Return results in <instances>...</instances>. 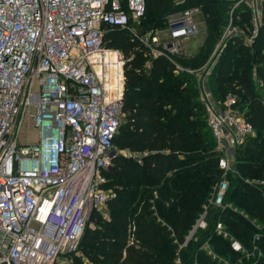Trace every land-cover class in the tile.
I'll return each mask as SVG.
<instances>
[{"label": "built area", "instance_id": "built-area-1", "mask_svg": "<svg viewBox=\"0 0 264 264\" xmlns=\"http://www.w3.org/2000/svg\"><path fill=\"white\" fill-rule=\"evenodd\" d=\"M225 1L233 5L231 13L247 6L260 24L264 0ZM145 13V0H0V264H55L78 252L93 212L108 216L105 173L113 169L114 140L124 116L126 64L121 50L106 45L114 29L128 31L152 58H167L177 73L194 76L222 153L221 180L179 250L212 222L213 232L239 254L235 262L221 260L207 240L201 249L212 260L260 264L263 254L254 242L261 234L248 251L212 214L230 208L224 198L228 176L236 174L234 149L254 135L236 98L228 94L214 104L204 85L233 30L225 29L200 68L188 69L175 57L190 56L185 43L198 34L202 8L167 16L164 38L157 30L136 31L133 25ZM258 31L255 26L248 43ZM26 122L38 132L37 143H21ZM245 183L264 188V180Z\"/></svg>", "mask_w": 264, "mask_h": 264}, {"label": "trees", "instance_id": "trees-1", "mask_svg": "<svg viewBox=\"0 0 264 264\" xmlns=\"http://www.w3.org/2000/svg\"><path fill=\"white\" fill-rule=\"evenodd\" d=\"M145 1V15L133 25L141 35L165 27L166 17L175 12L202 8L207 30L202 46L193 56L175 58L184 68H200L222 34L230 2L186 0L176 5L174 0ZM241 17L242 23L249 26L247 14ZM233 40L212 68L209 86L220 102L228 94L236 98L237 106L245 109L255 137L247 138L235 149L236 174L228 176L224 203L239 211L226 208L212 214L213 220L221 222L248 251L253 237L261 234L254 243L263 254L260 264H264V232L252 222H264V188L245 183L264 180V99L256 89L257 81L264 86V2L261 27L253 45L235 44ZM106 45L121 50L126 59L124 116L114 149L132 156L114 154L113 169L105 173L114 189L110 219L92 213L79 250L70 255V262L174 264L213 186L221 180L218 162L222 153L207 126L204 106L197 100L199 90L194 76L177 73L165 57L149 56L126 30H111ZM241 210L246 216L239 213ZM212 225L197 231L182 249L190 264L194 260L197 264H218L201 249L207 240L217 255L231 262L239 258L229 242L213 232Z\"/></svg>", "mask_w": 264, "mask_h": 264}, {"label": "rangeland", "instance_id": "rangeland-1", "mask_svg": "<svg viewBox=\"0 0 264 264\" xmlns=\"http://www.w3.org/2000/svg\"><path fill=\"white\" fill-rule=\"evenodd\" d=\"M226 19L224 20V27L222 28L221 33L223 34V32L225 31V29L227 27L232 28V33L227 35V37L225 38L224 42H223V47L221 50V53L217 59V62L220 60V56L223 52V50L226 48L225 46H227L228 42L232 39L235 38L236 42L235 44H243V45H247V46H251L254 43V40L252 41V43H248L247 39L252 36L253 32L252 30L254 29V27H258L260 29L261 27V22L260 24L253 22L252 20V14H251V10L247 7V6H239L238 8L234 9L231 13V9L233 8V5L231 3H229V5L226 7ZM243 14H247L248 18H249V26H246V24L242 23V17L241 15ZM198 20V34L195 35L194 37H192L189 41H187L185 43V47L187 49V51L192 55L194 53H196L199 48L202 46L204 39L206 38L207 35V30H206V23H205V19H206V15L205 13L202 14V16H198L197 18ZM139 27V26H137ZM135 28V27H134ZM136 29V28H135ZM165 31V32H164ZM157 32H159V35L161 37H165L167 29H166V24L165 27L164 25L162 27H158ZM162 32L164 33V35L162 34ZM221 34V35H222ZM220 35V37H221ZM258 36V34L256 35V37ZM219 37V39H220ZM255 37V38H256ZM218 39V40H219ZM233 40V41H235ZM239 41V42H238ZM218 42V41H217ZM216 62V64H217ZM210 75V74H209ZM209 75L206 77L205 80V88H206V92L207 94L210 95V102L212 103H219L220 100L215 99V97L212 94V90L209 86ZM256 80V79H255ZM258 84L256 86L257 91L259 92V94L261 95V97L264 99V86L261 82L257 81ZM197 100L201 103V99H200V93L198 95ZM202 104V103H201ZM205 108V107H204ZM242 114L245 115V109L244 108H240L238 109ZM206 112V110H205ZM198 113V112H197ZM206 117H207V113ZM247 119V118H246ZM207 122V121H206ZM208 126V125H207ZM255 137V130H254V135L250 138ZM39 134L36 130L33 129V127L28 126L27 122L25 123V125L23 126L21 135H20V141L23 144H34L37 143L39 141ZM241 145V144H240ZM236 149V148H235ZM234 149V151H235ZM114 154H123L125 156H132L130 155L128 152L125 151H118L114 149ZM136 156V155H135ZM108 184H106L104 190L107 193L108 196V203H107V207L109 208V203L110 201L113 199L114 197V189L111 187L110 182H107ZM236 212H238L239 210L236 208L234 209ZM242 215H245V213L241 210V212H239ZM246 216V215H245ZM252 222L256 225V228L258 229V231H262L264 232V227L253 221ZM190 243V242H189ZM81 244V242H80ZM80 247V245H79ZM182 250H178L177 254H178V258L174 261V264L177 263H182V264H190L192 261L188 258L185 259V254L184 251L181 252ZM214 253V252H213ZM218 258H220L221 260H227L225 257L221 256V255H217L216 253H214ZM72 255V254H71ZM194 262H196V260H194ZM193 262V263H194ZM227 262V261H226ZM55 264H71L70 262V255H63L61 256L56 262Z\"/></svg>", "mask_w": 264, "mask_h": 264}, {"label": "crops", "instance_id": "crops-1", "mask_svg": "<svg viewBox=\"0 0 264 264\" xmlns=\"http://www.w3.org/2000/svg\"><path fill=\"white\" fill-rule=\"evenodd\" d=\"M186 50H187V49H186ZM187 53H188V55H190V56H193V55L195 54V53H194V54L191 55L188 51H187ZM175 58H176V57H175ZM175 60H176V59H175ZM147 65L150 67V63H148ZM229 207H230L232 210L236 209V208L233 207L232 205H229ZM105 218L110 219V211H109V208H108V216H107V217L105 216ZM253 221H254V220H253ZM259 223H260V222H259ZM227 260H228V259H227ZM228 261H229V260H228Z\"/></svg>", "mask_w": 264, "mask_h": 264}]
</instances>
